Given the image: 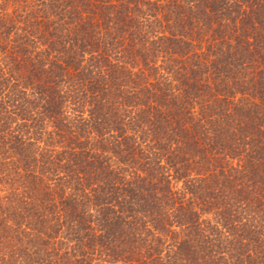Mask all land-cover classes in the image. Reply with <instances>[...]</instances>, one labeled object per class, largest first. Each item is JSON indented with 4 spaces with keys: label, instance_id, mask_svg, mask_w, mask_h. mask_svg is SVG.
Listing matches in <instances>:
<instances>
[{
    "label": "trees",
    "instance_id": "1",
    "mask_svg": "<svg viewBox=\"0 0 264 264\" xmlns=\"http://www.w3.org/2000/svg\"><path fill=\"white\" fill-rule=\"evenodd\" d=\"M0 264H264V0H0Z\"/></svg>",
    "mask_w": 264,
    "mask_h": 264
}]
</instances>
